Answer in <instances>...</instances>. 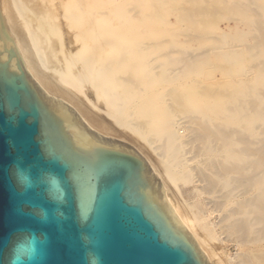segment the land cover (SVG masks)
I'll return each instance as SVG.
<instances>
[{
	"label": "bare ground",
	"instance_id": "1",
	"mask_svg": "<svg viewBox=\"0 0 264 264\" xmlns=\"http://www.w3.org/2000/svg\"><path fill=\"white\" fill-rule=\"evenodd\" d=\"M224 16L244 28L220 27ZM186 32L206 51L182 55ZM1 39L16 41L41 97L145 155L156 200L165 198L164 212L182 220L207 264H264V0H0ZM190 143L206 159L207 192L220 188L223 199L197 204L184 194L195 182ZM226 240L241 251L224 260L214 242Z\"/></svg>",
	"mask_w": 264,
	"mask_h": 264
},
{
	"label": "water",
	"instance_id": "2",
	"mask_svg": "<svg viewBox=\"0 0 264 264\" xmlns=\"http://www.w3.org/2000/svg\"><path fill=\"white\" fill-rule=\"evenodd\" d=\"M17 66V69H13ZM134 144L97 137L76 121L74 110L45 100L23 70L17 43L0 45V264L4 241L26 218L15 214L17 197L9 167L17 158L56 171L101 242L104 264H207L182 220L156 200L157 179ZM50 264H79V225L55 227Z\"/></svg>",
	"mask_w": 264,
	"mask_h": 264
},
{
	"label": "clouds",
	"instance_id": "3",
	"mask_svg": "<svg viewBox=\"0 0 264 264\" xmlns=\"http://www.w3.org/2000/svg\"><path fill=\"white\" fill-rule=\"evenodd\" d=\"M9 176L18 198L15 214L27 223L15 227L4 241L6 254L2 264H50L52 235L55 227L63 233L69 222L79 225L76 239L80 244L79 264H104L101 242L89 225L90 214L78 206L71 213L72 194L64 177L47 168H35L17 158L9 167Z\"/></svg>",
	"mask_w": 264,
	"mask_h": 264
},
{
	"label": "rangeland",
	"instance_id": "4",
	"mask_svg": "<svg viewBox=\"0 0 264 264\" xmlns=\"http://www.w3.org/2000/svg\"><path fill=\"white\" fill-rule=\"evenodd\" d=\"M172 15H174V16H177L178 14H177V12H175V11H173L172 12ZM223 17V16H222ZM225 17V16H224ZM174 17H171V20H174L173 19ZM225 19H226V17H225ZM227 20H228V18L226 19V20H224V19H222V22H221V20L219 21V25H220V27H223L224 29H228L227 27L229 26V25H232V31L233 32H235L236 31V27H238L239 29H242V28H244V24H243V22H241L239 19H236V20H229L228 22H227ZM221 22V23H220ZM236 26V27H235ZM192 33V32H191ZM186 34H190V33H188V32H186ZM186 34H184V33H182L179 37H178V39H179V41H180V43H181V48H182V55H184L183 54V52L186 54V55H188V53H189V50L190 51H194V49H195V51L197 52V53H199V50H201L200 52H203V51H206V49L204 48V50H203V48L201 49L200 47L202 46V47H205V45H206V43L205 42H202V41H197V38L194 40V39H192L193 37H191V34L188 36V35H186ZM184 37H183V36ZM193 36H194V34H192ZM198 35V34H197ZM197 35H195V36H197ZM200 36V35H199ZM188 37H191L190 39H192V41L190 42V40L188 39ZM198 37V36H197ZM168 37H164V39H167ZM189 41H188V40ZM199 40H201L200 38H199ZM252 41V40H251ZM251 41H249V42H251ZM200 42V43H199ZM187 46V47H186ZM192 48H194L193 50H192ZM200 48V49H199ZM186 50H188V52L186 51ZM193 52V53H196V52ZM181 52V51H180ZM180 52L179 51H176V52H174L173 53V55L174 56H180ZM211 53V54H210ZM189 54H191V53H189ZM209 55L211 56V57H214L215 58V53L214 52H209ZM221 64V63H220ZM246 65V67H245V70L246 71H248V70H250L251 68V63H246L245 64ZM248 65V66H247ZM244 76L245 77H243L246 81H247V79H249L250 78V73L248 74V73H246V74H244ZM218 79H220V78H218ZM222 79V78H221ZM234 79H238V76H234ZM223 80V79H222ZM249 81V80H248ZM253 99H255V100H257L258 99V97L257 96H255V97H252ZM252 99V100H253ZM259 100V99H258ZM258 100H257V102L256 101H253V102H256V103H258ZM250 101V100H249ZM248 101V102H249ZM246 103V106L248 107V110H249V108L251 107H249V105H251V102H249V103ZM252 102V103H253ZM253 109L251 108V110H249V111H252ZM179 118V117H178ZM181 121H186L187 119H180ZM186 123L187 124H191L190 122H188V121H186ZM254 124H259V125H257L258 126V128H257V126L256 125H254ZM254 124H252V128L254 129V131H256V132H258V134H259V132H260V123L259 122H256V123H254ZM255 126V127H254ZM180 131L182 132L183 131V128L182 129H180ZM122 133L125 135V136H127V135H129L130 136V138L132 139V140H135V141H139V139L137 138V137H135V136H131L129 133H127V132H125V131H122ZM126 133H127V135H126ZM135 138V139H134ZM196 144L197 143H190V144H188V149H190L191 148V150H192V152L191 153H189L188 155H189V157L190 158H192V159H190V168L192 169V173L194 174V176H195V182H194V184H193V186H192V188L190 189V187H189V189L188 188H184L183 189V192H185L184 194H191L192 195V201H194L195 203H197V204H201V203H204V202H207V201H210V200H212V201H214V200H221V199H223V196H222V193H223V191L220 189V188H217V189H214V190H212L211 192H207V190H206V188H205V182L202 180V179H200L199 178V175H200V172H201V170L203 169V170H205V171H208V169H207V166H206V159H205V157L204 156H202L200 153H199V151L197 150V146H196ZM193 146V147H192ZM135 147V146H134ZM195 149V150H194ZM195 151V152H194ZM196 151H198V152H196ZM196 153V154H195ZM202 157H201V156ZM198 156V157H197ZM204 157V158H203ZM200 158H202V159H200ZM202 161H205V162H202ZM171 185V187L174 189L173 191H176V193H177V190L175 189V187H174V185L171 183L170 184ZM199 189L200 191H201V193H202V195H201V197H195L194 196V189ZM190 190V191H189ZM237 192H239L238 190H237ZM175 194V193H174ZM219 208V207H218ZM220 209H222V207H220ZM221 212H223V211H221ZM230 241V242H229ZM226 240V241H224L225 243L224 244H220V245H217V243L218 242H214V246L215 247H217L218 249H216V252H218L219 251V253L220 254H222V255H220L221 257H223V259L224 260H227V258L229 257V255L230 254H233V255H235L237 252H239V251H241V249H239V247H238V245L236 244V242L235 241H232V240ZM213 243V242H212ZM221 245H223V246H221ZM219 246V247H218ZM249 246V245H248ZM246 247V249L247 250H249V249H251V246H249V247ZM221 247V248H220ZM223 253H222V252ZM228 251V252H227ZM228 264H241V263H238V262H231V263H228Z\"/></svg>",
	"mask_w": 264,
	"mask_h": 264
}]
</instances>
